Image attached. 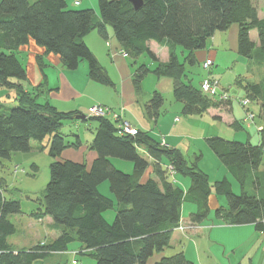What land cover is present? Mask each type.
Here are the masks:
<instances>
[{
	"label": "trees",
	"instance_id": "trees-1",
	"mask_svg": "<svg viewBox=\"0 0 264 264\" xmlns=\"http://www.w3.org/2000/svg\"><path fill=\"white\" fill-rule=\"evenodd\" d=\"M142 1V7L135 11L127 0H97L95 11L71 9L67 0H0V89L6 91V99L13 98L16 103L15 107H8L0 102V167L12 154L30 152L31 142L38 144V150H46L51 159L49 180L43 201L30 215L34 220L49 217L57 232L50 242L13 248L7 239L16 229L8 217L20 213V203L4 197L0 180V264H43L46 259L68 253L73 243L79 244L78 251L70 252L73 257L85 256L94 264H192L181 249L167 254L174 231L181 233L178 229L186 205L194 208L188 214L187 226H252L255 232L264 234V171L259 170L264 153V126L257 132L255 145L219 137L205 140L207 148L238 185L239 193L234 194L227 178L211 182L200 170L201 153L185 158L147 133H122V125L114 117L77 120L81 115L77 112H60L39 102L43 85L30 92L24 89L27 76L17 55L29 42L57 56L68 71H75L85 62L89 80L111 86L84 41L93 31L107 41L111 27L121 53L132 59L146 55L156 64L153 70L144 64L137 67L132 78L137 91L149 72L169 77L174 81L173 98L182 104V113L202 115L216 103L201 92L204 78L194 86L185 65L194 66L195 52L204 50L215 34L236 25V53L246 61L253 80L241 76L235 82L243 90L247 105L257 104L259 116L264 113V14L259 17L253 0ZM149 42L168 46L167 62L157 60ZM176 47L186 52L181 63L174 51ZM163 102L158 92L150 95L144 109L151 121L160 116ZM114 114L121 118L120 112ZM80 121L88 128L90 123L94 124L87 148L96 158L89 169L84 163L59 159L65 149L83 146L78 134L68 136L61 131L65 123ZM232 126L238 129L237 124ZM113 160L131 163V173L118 170ZM148 170L151 176L144 180ZM179 177L188 180L185 191L179 186ZM104 182L109 185L108 196L99 191ZM211 195L224 198L225 207L211 210ZM113 209L111 222L106 212ZM210 215L216 222L204 226ZM54 264L77 261L59 259Z\"/></svg>",
	"mask_w": 264,
	"mask_h": 264
},
{
	"label": "crops",
	"instance_id": "crops-1",
	"mask_svg": "<svg viewBox=\"0 0 264 264\" xmlns=\"http://www.w3.org/2000/svg\"><path fill=\"white\" fill-rule=\"evenodd\" d=\"M75 1L77 0L72 1V5ZM92 5H93V1H92ZM259 17H261V15H259ZM230 33L232 38L231 52H236L237 28L234 29V27H231V29H229L227 32L215 34L208 41L207 47L204 50L195 52L194 57L196 61L203 62L206 59H211L212 61L213 60L216 61L218 47H220L222 43L226 44L225 36L227 34L230 35ZM251 35L254 36V33H251ZM88 36L84 38V41L88 46V48L90 49V51L95 56L100 66L104 69L107 77L111 82V86H104L89 80L88 68L85 63L81 62L75 71H68L61 66L59 58L57 56L53 54H47L45 53L43 48H39L35 46L33 42H29L28 45L21 47L18 50V55H17L25 68V72L27 76V83L24 85V89L27 92H30L33 88L43 85L42 88L44 92L38 96L39 102L42 103L46 102L60 112H77L81 114L83 111H86L87 116L85 117H90V109L95 105H100L109 108L111 110L113 107L114 109H116L115 111L113 110V112L114 113L121 112L122 113L121 118L123 119V121H125L131 128H133L135 132L139 131V132L147 133L148 136H150L155 141L163 142L169 148L176 149L181 154H183L182 153V151H184L183 149H186V151L189 153L194 149L196 151L197 149H200L197 152L195 151L191 153L192 156L193 154H197L198 152L201 153L202 155L201 149H204L202 143L205 144V140L212 137H219L226 141H237V142L248 141L253 145L258 143L257 132L256 135L254 136H251L249 132H245L246 138L239 135L241 134L240 132H242V128L240 127L239 124H242L241 122L244 120V114L243 115L241 114V116L234 114L231 101L229 103H223L225 104L224 106L221 104L218 108L217 107L210 108L202 115H191V116L185 115L188 117V119L182 120L177 117H174L168 119L169 121L167 120L168 122H166V120L163 119L164 118L163 112H161L160 116L155 121H151L145 114V109H144L149 98L148 100H144L141 98L140 96L141 86L139 91L135 89L132 80L133 73H131L130 66L125 61L127 57H123L121 55L120 52L121 50L118 43L115 41L113 37H111V34L108 32V40L106 42V46H109L110 50L108 51L109 60H107L105 58L106 57L105 54H103L102 50H100V47L102 48V44L98 43L96 39H93L89 43L87 41ZM148 46L159 62L162 63L167 62L169 57V50L166 44H156L154 42H149ZM111 50L116 52V54L115 53L112 54L110 52ZM174 51L176 54V48L174 49ZM181 54L183 55V61H184V58L186 57V53L181 52ZM150 64L153 66V68H149L148 66L147 67L150 70H153L156 64L153 62H151ZM243 73L248 76V77L247 76L244 77H247L249 81L253 80V78L248 73L247 65L245 72H242V75H239L238 78L243 76ZM147 74H152L157 78L153 92H158L162 96L163 95L162 93H165V91H167V93H170L173 96L172 93L173 84H174L173 79L169 77L157 76L151 72ZM236 80L237 78L235 79V81ZM197 86L198 85H196V87ZM87 89L88 92L92 94L91 97L85 95ZM5 93L6 92L2 94L3 96L0 102H3L4 104L8 102H12L13 98L6 99V96H4ZM10 97H12V95H10ZM254 106L256 107L255 109L249 108L250 112L253 114L254 117L257 116L259 118V113H261L260 108L258 107L257 104H255ZM165 112L168 113V111ZM181 114L184 115L182 113V104H181ZM193 117L202 118L200 119L202 120V123L200 124L197 123V127H195L196 124L193 123L194 122L193 120H195L193 119ZM234 123L238 125V129H235L232 126V124ZM191 124H193L194 126ZM255 126L261 128L264 125L258 123L255 124ZM222 131H224L225 133L222 134L221 133ZM158 135L160 136V138H158ZM254 139L255 142H253ZM186 140H190L191 143H184L186 142ZM88 141L89 140H86L85 142L82 141L83 146L80 147L79 149H72V148L65 149L62 152L61 157L59 159L69 160L76 163H84L87 169H89L92 162L96 158V154L87 148ZM193 142L201 143V146L198 145L201 148H197L198 146L197 147L194 146L192 144ZM45 143L46 141L44 142V144ZM202 159L203 156L199 161L198 166L200 170L203 171L208 176L209 180L213 182L216 180H211V179L220 180L221 178H227L231 182L232 190H233L232 182L234 181L231 180L232 178L230 177L227 170L224 167H218L217 165V169H218L217 173L219 176H213V174L210 176L211 173L203 169ZM259 170L264 171L262 163L261 166L259 167ZM150 172L151 171L148 170L144 174L143 176L144 180L149 178V176H151ZM210 177H214V178H210ZM178 182H179V186L185 191L188 187V183L180 179H178ZM208 204L211 210H214L218 206L225 207V204L223 205V203L221 202V197H215L214 195H211L209 197ZM193 211H194L193 207L188 205L184 206L181 220L188 222V214ZM210 218L212 220L211 215L209 216V219ZM42 220L43 221L48 220V222L50 223L49 228L53 230L51 219L45 217ZM214 225H217L216 228L218 229L227 228L228 230H231L227 232L229 233L234 232L235 237L237 236V239L241 240L243 244L245 243H247L248 245L253 244L255 241L259 240V238L264 237V234L255 232L252 226L222 227L219 226L217 223H215ZM204 226L206 225L204 224ZM206 228L207 227L199 228L200 232H195L192 234V236L191 235L184 236L183 234L174 231L171 240V248L168 253H173L181 249L184 255L186 256V258L189 259L186 254L187 248L189 247L188 245L189 243H185V242L186 241L193 242V245H195L197 242L202 241L203 239L202 233ZM212 231H207L208 232L207 235L209 236L207 237V242H209V244L213 243L212 240L214 239L217 240L219 238L218 236H214L216 238L213 239L210 238ZM237 232H244V233L238 234ZM55 233L56 234L53 239L57 237L56 236L57 232L55 231ZM240 235L242 236L240 237ZM219 241L223 243L222 240L219 239ZM16 249H20V248H16Z\"/></svg>",
	"mask_w": 264,
	"mask_h": 264
},
{
	"label": "rangeland",
	"instance_id": "rangeland-1",
	"mask_svg": "<svg viewBox=\"0 0 264 264\" xmlns=\"http://www.w3.org/2000/svg\"><path fill=\"white\" fill-rule=\"evenodd\" d=\"M34 1V0H31ZM72 1L67 0V4L69 8L76 10H84V9H97V0H77L79 1V6H73ZM93 1V5H92ZM254 4L257 6L258 14H264V0H253ZM93 6V7H92ZM234 29L237 28L236 25H233ZM231 29V28H230ZM108 31L112 37V29L108 27ZM90 35V36H88ZM87 36V41L90 43L93 39H96L98 43L102 44V48L100 46V50H102L103 54H105V58H108L109 46H106L105 40H102L96 31L90 32ZM94 37V38H93ZM254 37L256 38V34L254 33ZM226 44L222 43L220 47H218V53L216 61L213 62L212 67L209 71L202 68L201 62H197L194 66L185 65L186 75L191 78L192 83L196 86L199 85V81L205 77L211 76L216 78L219 82V91L227 92V100H221L218 97L213 98L212 102L216 103V106H212L210 108L219 107L223 103H229L231 101L233 107V113L241 116L244 114V120L241 122L243 129L240 132L241 136L245 137L246 133L249 132L251 136L256 135V132L260 130L259 127H256L255 124L261 123L264 125V113L259 116H252L250 109H255V104L248 102L247 106L241 107L240 101L245 100L246 96L243 90L236 84L235 79L238 78L239 75H242V72L246 70V61L237 55L236 52H231V33L230 35H226ZM224 44V45H223ZM97 48V47H96ZM112 54H116L114 51H110ZM181 52L186 53L181 47H176V54L178 60L180 62L183 61V55ZM125 61L128 63L131 69V73L134 74L136 67L144 64L149 68H153L150 64V60L146 55H141L136 59H132L131 57H127ZM85 63V62H83ZM86 64V63H85ZM87 65V64H86ZM79 71V70H78ZM243 76H247L243 73ZM248 77V76H247ZM242 78V77H240ZM156 76L152 74H147L141 81V98L144 100H148L149 96L154 91L156 85ZM255 80L257 77L255 76ZM226 90V91H225ZM6 92L0 89V100L2 99V94ZM163 95V106L161 108V112H163L164 120L168 122L170 118L177 117L179 119H188L187 116L181 114V104L176 102L172 96V94L162 93ZM85 95L91 97L92 94L88 92V89L85 92ZM215 100V101H214ZM247 100V99H246ZM8 107H15L16 103L8 102L5 104ZM100 106V105H95ZM94 107V106H93ZM103 108V106H100ZM106 108V107H105ZM208 108V109H210ZM250 108V109H249ZM106 116L112 119L113 110L107 108ZM91 110V109H90ZM165 111H168L166 113ZM84 116L86 115V111L81 113ZM91 114V111H90ZM122 115V113L120 112ZM252 116V120H248V116ZM115 121H118L123 126V121L121 122V118H113ZM112 119V120H113ZM195 127H197V123H202V118L193 117ZM168 120V121H167ZM200 120V122H199ZM204 121V120H203ZM193 125V124H191ZM194 126V125H193ZM129 130H133L129 125ZM256 127V129H255ZM91 128V129H90ZM90 128H88V124L84 122H67L63 128L62 132L65 135L70 136L71 133H75L80 137V139L85 142L86 140H90V136H92V129L94 128V124L90 123ZM259 129V130H258ZM257 130V131H255ZM222 134L225 132L222 131ZM135 135V133H134ZM158 138L160 136L158 135ZM246 138V137H245ZM255 142V139L254 141ZM184 143H191L190 140H186ZM194 146H201V143L193 142ZM45 147V144H43ZM187 146V145H186ZM197 148H201V147ZM204 149H201L202 152V165L203 169L207 172H210V176H219L217 173V165L218 167H223L219 161L215 158L212 152L207 148V146L202 143ZM182 155L185 158H192V153L196 150L194 149L190 153L183 149ZM200 149H197V151ZM196 151V152H197ZM199 153V152H198ZM197 153V154H198ZM118 168V170L126 173H131L132 164L129 162H123L119 160H113ZM51 159L48 157L46 150H38V144L36 142H31V151L28 153H14L11 155L10 160L3 162V167H0V180H2L1 188L4 190L3 195L7 200H17L20 203V213L10 215L8 220L14 225L16 232L8 237L7 241L13 248H26L30 247L37 242L45 243L53 240L55 236V231L49 228L50 223L48 220H34L31 218V213L35 212L38 208V204L40 200L43 201V196L45 193V186L49 180V165ZM262 164L264 168V155L262 158ZM33 165L36 167L34 168ZM214 178V177H210ZM218 178V177H217ZM180 180H184L188 183L187 179L180 178ZM217 180V179H211ZM233 180V179H231ZM234 181V180H233ZM234 194L239 193L238 185L235 182H232ZM99 191L104 195H109V185L108 182H104L100 185ZM39 200V201H38ZM221 202L223 205L225 204V199L221 197ZM115 209L106 212V218L112 222ZM213 217V216H212ZM49 218V217H48ZM50 219V218H49ZM211 221L215 223L216 221L212 218L207 219L203 222V224H211ZM188 222L182 221V225L180 228H184L187 226ZM178 229L184 236L191 235L195 232H200V229L197 227H190L188 231H183L182 229ZM213 229V231H212ZM207 231H212L210 238H216L214 236H218L217 240H212V244L207 242ZM227 228L218 229L214 228H206L204 230L203 239L200 242H197L193 245V242H185L189 243V247L187 248V257L188 260L192 262V264H264V237L259 238V240L255 241L253 244H243L241 240L235 237L234 232ZM229 233V234H228ZM238 234L244 232H237ZM237 234V235H238ZM57 236V235H56ZM242 235H240L241 237ZM239 237V238H240ZM222 240V242L219 241ZM184 246V245H183ZM79 244L73 243L68 247V253L58 256L51 259H46L43 264H54L56 260L65 259L70 262L73 258L77 261V264H94L92 260L85 256L73 255L70 253L71 251H78ZM182 248V247H181ZM196 248V249H195ZM169 251H167L168 253Z\"/></svg>",
	"mask_w": 264,
	"mask_h": 264
},
{
	"label": "built area",
	"instance_id": "built-area-1",
	"mask_svg": "<svg viewBox=\"0 0 264 264\" xmlns=\"http://www.w3.org/2000/svg\"><path fill=\"white\" fill-rule=\"evenodd\" d=\"M74 6H78L79 5V2L78 1H75L73 3ZM121 55L123 57H127V55L125 53H121ZM213 65V61L211 59H207L203 62L202 64V67L203 69L205 70H210V68L212 67ZM219 82L216 78H212L211 76H208L206 78H204L200 84V89H201V92L208 96V97H218L219 99L221 100H227L228 96L225 92L223 91H219ZM240 105L241 107H244L247 105V101L243 100L240 102ZM91 114L90 116H96V117H104L106 116V111H108L107 108L105 107H100V106H94V107H91ZM113 117L114 118H117V115L113 114ZM248 120L251 121L252 120V116L249 115L248 116ZM122 133H127V134H134L135 131L134 130H129V127H128V124L126 122L123 123V126H122ZM191 226H187V227H184L183 229H190ZM182 229V228H180ZM182 229V230H183Z\"/></svg>",
	"mask_w": 264,
	"mask_h": 264
},
{
	"label": "water",
	"instance_id": "water-1",
	"mask_svg": "<svg viewBox=\"0 0 264 264\" xmlns=\"http://www.w3.org/2000/svg\"><path fill=\"white\" fill-rule=\"evenodd\" d=\"M127 1L132 5V7L135 11L139 10L143 5L142 0H127ZM76 119L77 120L83 119V116L82 115L77 116Z\"/></svg>",
	"mask_w": 264,
	"mask_h": 264
},
{
	"label": "bare ground",
	"instance_id": "bare-ground-1",
	"mask_svg": "<svg viewBox=\"0 0 264 264\" xmlns=\"http://www.w3.org/2000/svg\"><path fill=\"white\" fill-rule=\"evenodd\" d=\"M83 116V119H85L86 117L84 116V115H82ZM83 119H79V120H83ZM130 135H134V134H130ZM160 145H162V146H165V147H167V148H169L165 143H163V142H160Z\"/></svg>",
	"mask_w": 264,
	"mask_h": 264
}]
</instances>
